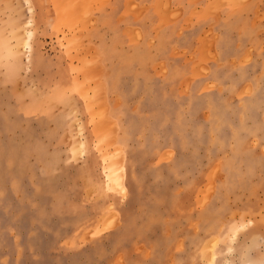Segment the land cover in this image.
Segmentation results:
<instances>
[{
  "label": "rangeland",
  "instance_id": "obj_1",
  "mask_svg": "<svg viewBox=\"0 0 264 264\" xmlns=\"http://www.w3.org/2000/svg\"><path fill=\"white\" fill-rule=\"evenodd\" d=\"M210 263L264 264V0H0V264Z\"/></svg>",
  "mask_w": 264,
  "mask_h": 264
},
{
  "label": "bare ground",
  "instance_id": "obj_2",
  "mask_svg": "<svg viewBox=\"0 0 264 264\" xmlns=\"http://www.w3.org/2000/svg\"><path fill=\"white\" fill-rule=\"evenodd\" d=\"M18 26V24H17ZM22 26H18L17 27V50H21L22 46L27 44V42L24 40L23 36H22ZM117 173V172H116ZM122 173V172H121ZM213 263V262H212ZM211 264V263H210Z\"/></svg>",
  "mask_w": 264,
  "mask_h": 264
}]
</instances>
